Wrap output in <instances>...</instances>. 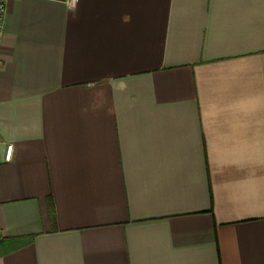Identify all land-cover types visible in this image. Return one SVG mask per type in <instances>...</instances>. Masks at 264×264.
Returning <instances> with one entry per match:
<instances>
[{"label": "crops", "instance_id": "crops-1", "mask_svg": "<svg viewBox=\"0 0 264 264\" xmlns=\"http://www.w3.org/2000/svg\"><path fill=\"white\" fill-rule=\"evenodd\" d=\"M69 1L6 0L0 264H264V0Z\"/></svg>", "mask_w": 264, "mask_h": 264}, {"label": "built area", "instance_id": "built-area-1", "mask_svg": "<svg viewBox=\"0 0 264 264\" xmlns=\"http://www.w3.org/2000/svg\"><path fill=\"white\" fill-rule=\"evenodd\" d=\"M78 0H70L71 6H74ZM7 12L6 0H0V33L3 31L4 19ZM13 154V145H8L5 154V160L10 161Z\"/></svg>", "mask_w": 264, "mask_h": 264}, {"label": "trees", "instance_id": "trees-1", "mask_svg": "<svg viewBox=\"0 0 264 264\" xmlns=\"http://www.w3.org/2000/svg\"><path fill=\"white\" fill-rule=\"evenodd\" d=\"M52 213H53V210L51 209V215H53Z\"/></svg>", "mask_w": 264, "mask_h": 264}]
</instances>
